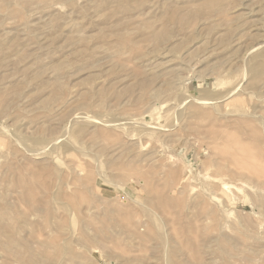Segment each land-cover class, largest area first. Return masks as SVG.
<instances>
[{
  "label": "rangeland",
  "instance_id": "374dc122",
  "mask_svg": "<svg viewBox=\"0 0 264 264\" xmlns=\"http://www.w3.org/2000/svg\"><path fill=\"white\" fill-rule=\"evenodd\" d=\"M0 264H264V0H0Z\"/></svg>",
  "mask_w": 264,
  "mask_h": 264
}]
</instances>
